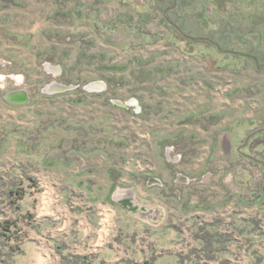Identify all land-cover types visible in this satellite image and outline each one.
Segmentation results:
<instances>
[{
	"label": "rangeland",
	"instance_id": "rangeland-1",
	"mask_svg": "<svg viewBox=\"0 0 264 264\" xmlns=\"http://www.w3.org/2000/svg\"><path fill=\"white\" fill-rule=\"evenodd\" d=\"M0 77V264H79L53 242L65 215L39 212L52 179L87 200L65 173L150 218L264 189V0H0Z\"/></svg>",
	"mask_w": 264,
	"mask_h": 264
},
{
	"label": "crops",
	"instance_id": "crops-1",
	"mask_svg": "<svg viewBox=\"0 0 264 264\" xmlns=\"http://www.w3.org/2000/svg\"><path fill=\"white\" fill-rule=\"evenodd\" d=\"M63 177L68 190H83L87 200L59 205L60 184L52 179L39 212L65 215L62 226L54 229L53 242L64 231V240H69L65 252L79 264H264V189L252 201L221 197L192 206L194 213L187 219L182 202L163 199L160 216L152 218V210L135 215L113 200H95L91 194L97 186L83 181L82 173ZM168 203L175 210L169 211ZM57 252L65 255L55 248L38 249L37 263L47 264L51 256L57 260Z\"/></svg>",
	"mask_w": 264,
	"mask_h": 264
},
{
	"label": "water",
	"instance_id": "water-1",
	"mask_svg": "<svg viewBox=\"0 0 264 264\" xmlns=\"http://www.w3.org/2000/svg\"><path fill=\"white\" fill-rule=\"evenodd\" d=\"M104 88H105V85L103 83L97 82V83L89 85L87 87V90L90 92L102 91ZM73 89H75L74 86H66V85L54 82L51 85L46 87L45 93H47L49 95H53V94H60V93L69 92V91H72ZM6 99L9 103H12L15 105L16 104L17 105L18 104H26L28 102V94L26 91L20 90L17 92L8 93L6 95ZM118 204L126 210H129L132 212L138 211V207L134 206L133 201L130 198L123 199L122 201L118 202ZM142 210L144 211L145 208H142Z\"/></svg>",
	"mask_w": 264,
	"mask_h": 264
},
{
	"label": "trees",
	"instance_id": "trees-1",
	"mask_svg": "<svg viewBox=\"0 0 264 264\" xmlns=\"http://www.w3.org/2000/svg\"><path fill=\"white\" fill-rule=\"evenodd\" d=\"M14 196L17 198V200H22L23 197H24L23 194H20V193H17V192L14 194ZM2 228H4V227H2Z\"/></svg>",
	"mask_w": 264,
	"mask_h": 264
},
{
	"label": "bare ground",
	"instance_id": "bare-ground-1",
	"mask_svg": "<svg viewBox=\"0 0 264 264\" xmlns=\"http://www.w3.org/2000/svg\"><path fill=\"white\" fill-rule=\"evenodd\" d=\"M125 195H127V196H124V197H128V198H130V199H132V197H133V194L130 192V193H126ZM127 199V198H126Z\"/></svg>",
	"mask_w": 264,
	"mask_h": 264
},
{
	"label": "flooded vegetation",
	"instance_id": "flooded-vegetation-1",
	"mask_svg": "<svg viewBox=\"0 0 264 264\" xmlns=\"http://www.w3.org/2000/svg\"><path fill=\"white\" fill-rule=\"evenodd\" d=\"M1 81H3V80H2V77H0V82H1ZM122 196H123V195H122ZM125 196H127V195H125ZM120 197H121V196H120Z\"/></svg>",
	"mask_w": 264,
	"mask_h": 264
}]
</instances>
